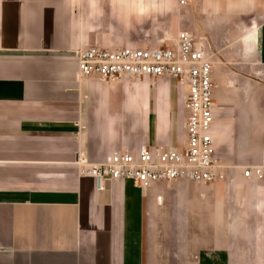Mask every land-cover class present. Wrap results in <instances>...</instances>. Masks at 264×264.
<instances>
[{"label":"crops","instance_id":"1","mask_svg":"<svg viewBox=\"0 0 264 264\" xmlns=\"http://www.w3.org/2000/svg\"><path fill=\"white\" fill-rule=\"evenodd\" d=\"M179 2L0 0V264H264V0ZM183 30L256 65L212 69L225 179L99 190L78 157L184 148L186 87L79 78L76 52L173 46Z\"/></svg>","mask_w":264,"mask_h":264},{"label":"built area","instance_id":"2","mask_svg":"<svg viewBox=\"0 0 264 264\" xmlns=\"http://www.w3.org/2000/svg\"><path fill=\"white\" fill-rule=\"evenodd\" d=\"M186 5L185 0H180ZM77 75L83 79H97L106 83L123 77L168 78L186 87L183 107L185 146L182 149H150L142 145L135 152H111L103 161L87 164L78 157L82 174L102 183L128 180L142 193L156 183L188 181L212 184L225 179L224 165L216 156L210 133L213 122V62L208 46L196 41L188 31H179L173 46L122 47L107 50L88 47L76 52ZM246 179L260 180V168L243 171Z\"/></svg>","mask_w":264,"mask_h":264},{"label":"rangeland","instance_id":"3","mask_svg":"<svg viewBox=\"0 0 264 264\" xmlns=\"http://www.w3.org/2000/svg\"><path fill=\"white\" fill-rule=\"evenodd\" d=\"M187 2L186 5H190L191 0H185ZM189 1V3H188ZM193 37L195 38L196 41H203L204 44H206V46H208V51H209V55L211 56V60L213 62V69H220V68H230V69H234V70H252V69H256V65L254 63H240V62H227L225 60L222 59L220 51L216 50L214 48H212V46L210 45V43L202 36L199 35V33H197V35L192 34ZM129 47V46H127ZM138 47H146V48H155V47H159L157 45H142V46H136ZM117 48V47H115ZM119 48V47H118ZM122 48V47H120ZM215 84V83H214Z\"/></svg>","mask_w":264,"mask_h":264}]
</instances>
